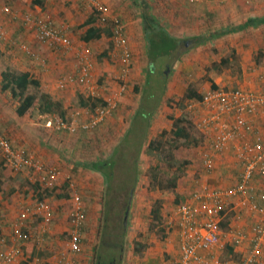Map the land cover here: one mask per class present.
Segmentation results:
<instances>
[{"label": "crops", "instance_id": "obj_1", "mask_svg": "<svg viewBox=\"0 0 264 264\" xmlns=\"http://www.w3.org/2000/svg\"><path fill=\"white\" fill-rule=\"evenodd\" d=\"M100 1L108 7L111 16H116L122 21L126 41L132 54V66L123 80V83L126 85V90L118 98L114 114L98 128L100 130L104 129L105 133L109 134L108 137L110 139L114 137L113 135H115L116 130L123 128L126 131L123 134H119V137H117L120 138L119 142L121 143L122 140L126 138V133L129 131V126H131V124L134 127L133 129H140L141 131L142 128L145 129V122L148 123L147 129L151 126L152 122L157 126L159 122H161L162 125L159 126L160 129L165 128L171 132L173 129V120L181 116L180 108L186 107L187 101L185 100V94L190 86L194 87L196 92L201 95L210 90L212 84L223 89H240L251 92H260L264 90V85H262L264 81V66L260 68L259 71L258 69L256 70L257 66H255V60H258L257 51L260 53L259 60H263L262 64L264 65V0H212L210 3L214 2L215 6L207 7L205 5H200L198 6L200 10L197 12L199 14L194 11L186 12L185 15L188 19H185V24H180V22L176 23V18L174 16H164L165 18L162 19L159 11L153 14L146 0ZM45 8L46 5L43 4L42 0V5L34 6L32 11L34 14L32 15L29 13L27 15L42 18L43 14L41 12H45ZM59 9L62 11L61 8ZM84 10L87 12L89 10L90 14L81 24L76 23V20L78 17H81L80 14ZM51 14H53V12H51ZM74 14L75 23L71 20L72 16L70 12H66L64 15L61 14L59 17L53 14L54 20L55 18L59 20H57L58 22L55 20L56 27H59L60 24L65 25V23H68L67 25L70 26L75 24V34L72 33V39L75 40V43L72 42L69 36L70 32L64 31L72 42L71 49L66 50L61 46L51 48L38 43V46L44 49L43 52L48 58L47 70L44 69L47 74H42L45 75L43 81L51 85L49 88L50 90L45 91L46 94L43 96L45 100L54 104V110L57 109L61 116L64 115L65 110L71 112L69 108L71 104L69 101L73 100L72 98L74 97L75 103H77L80 109H91L92 107L90 106L94 103L92 97H90L88 93L91 88H96L101 85L103 89H97L101 97H109L114 94V92L119 90V81L123 70L119 52L114 50L111 42L110 30L99 25L96 21L93 24L85 26V23L94 16L88 5L83 2L75 1ZM0 15L4 20V24L6 20L10 22L9 27L12 26L8 30V34H10L9 37L23 39L24 35L26 36V34H28V39H33L32 33L23 24L21 18L12 20L1 12ZM19 16L21 15L19 14ZM197 19L200 24H197ZM12 22H16L20 26L11 24ZM0 23L2 24L1 21ZM194 25L198 28L196 34L187 38L185 35H188L193 30ZM9 27L7 26V28ZM88 29H96L100 32V37L98 39L86 41L84 36ZM159 34H165L167 37L173 39L176 42V48L172 52H165L154 58L150 55L147 39ZM34 42L37 43L36 41ZM85 48L90 50V74L92 76V81L94 82V80H97V84L99 85L94 86V84H92V86L88 88V86L67 84L64 88H60L57 78L60 75L71 72V69L75 73L77 72L75 53L77 49ZM49 49L51 51H49ZM96 60L100 61L97 62ZM34 69L37 71V69L39 70L41 68L35 66ZM36 71H33V73L31 70H27L23 73H29L33 79L37 80L36 77L38 74ZM1 73L2 71H0V74ZM75 73H73V75H75ZM37 81L39 82V87H42V82H40V80ZM155 88H158V90H155ZM75 111L80 110L75 108ZM5 113L6 109L0 105V119L2 121H0V127H15L13 120L18 123L16 118L19 116H17L16 113L14 115L8 114L11 116L10 124L8 118L2 117ZM187 113L196 121L202 114V111L197 110ZM49 115L50 114H44L41 116L42 120L38 122L39 126H34L31 129L28 128L29 124L26 128L22 126L20 130L25 129V132L21 133L19 139L17 137H15L16 139L13 138L11 144L16 149H24L28 153L33 154L38 159L42 160L46 166L57 167L62 175V180L60 181L61 186H59V182L57 184L58 188L56 187L47 193L48 190L36 184L27 183L26 185L29 184V186H24L23 188V185L17 182L18 186L14 187L11 185L6 190L0 191V240H4L5 246L3 247L5 248L13 245L21 246L23 250V259L20 264H32L30 259L35 258L37 250L31 245L33 243V237L26 242L18 238L17 223L23 211L26 208L33 210L37 201L44 198L50 205L52 209V222L48 226V231L42 234L44 240L41 241V244H43V249L50 251V253L55 256L57 252L50 249L48 242L50 241L52 245L53 236H55L57 240H61L63 238L62 236L67 235L69 224L67 222L68 218L66 217L69 216L68 209L71 205V199L74 195H77L75 191L70 192L68 195L62 192L61 187H64L66 183L68 184V180L65 183L62 182L64 181L63 179L65 177L74 178L75 175H79L82 178H86L88 186H91L90 180H94L95 182L99 181V175H97L99 172L97 173V171L94 170V164L97 163L98 158L94 157L90 159L88 156H83L84 153L82 152V148L88 149L90 143L89 131L79 129L75 134H69L65 131L57 130L53 125L46 126L48 120L47 116ZM70 115H72V113H70ZM30 117L33 118L34 116L30 115ZM127 117L128 122H124L127 120ZM86 120H88V116L80 119V121ZM252 122L256 131L240 132V134L230 142L226 152L223 154L213 152L212 148L209 146V150L206 153L213 159L214 169L208 172L202 166L203 169L200 173L201 179L195 182L193 180V183L200 184L198 187L200 192L194 188L195 184L193 185V183L190 182L191 191L188 197L185 199L182 196L184 201L196 207L198 210V218L201 217L202 206L207 200L206 194L214 190L227 191L232 189L236 184L231 185L229 180V178L234 179L232 176L234 174H238L239 178L240 174V169L233 157L234 146L253 143L257 140L264 144V114L259 113L255 115ZM37 128L38 132H35L34 130H37ZM0 134L5 136V134L1 132ZM200 134L203 136L202 138L205 140V143L207 141L210 143V138H206L202 133ZM115 139L116 138H113L111 141L114 142ZM79 154H81V156ZM2 162L4 164L3 159ZM12 177V179L15 180V176ZM224 180L228 184L223 182ZM2 181H4V179H2ZM73 181L75 182V179H73ZM22 183L24 184L25 182L23 181ZM71 184L72 183L69 182V186H71ZM253 185L256 190L264 191V176H255ZM184 190L185 189L179 193L183 194ZM206 191L208 192L206 193ZM194 192H198L201 195L205 194L204 198L193 200L192 193ZM71 193L73 196L69 197ZM90 193L91 196H94L92 188H90ZM84 196H81V199H83ZM91 196H86L87 198L84 200L88 201V208L85 205L86 221L81 251L84 246L94 238V233H92L94 232V222L90 217L91 213L88 212L92 206L90 204H92L94 200H92ZM229 200L230 198H228V196L224 198V202L227 206H229ZM237 202L238 198L233 203V212H237V214L242 212L243 215L241 214L242 218L236 217L237 219L232 220L231 223L233 225L234 223H238V227L242 228L240 231L248 234L251 226L256 222L258 217L236 208ZM232 207L233 206H231V209ZM24 219V225L29 231L31 230V225L35 228V221H38V227L41 226L40 217L38 215L32 214L26 216ZM33 230L34 229H32V231ZM180 234L181 230L177 226V223H175L171 236L176 243L180 241ZM245 247V242L235 247L231 243L230 236L227 235L224 246L226 255H228V257H232L237 253H239L238 256L241 255V259L238 263L232 262L229 264L242 263L243 258L246 257L249 251L247 248L245 250ZM219 250L220 249H215L212 253L208 250H199L198 254L209 261H207V264H211V255L218 257L219 253L222 251ZM79 253L75 254V256ZM175 254L179 257L178 250L175 251ZM177 257L172 264L178 260ZM35 260L36 259H33V261ZM49 260H47L46 263H49ZM159 261L158 258L146 256L139 264H159ZM262 261L264 262V259H262ZM74 262L75 264H85L76 259L74 261L73 258L72 263Z\"/></svg>", "mask_w": 264, "mask_h": 264}, {"label": "rangeland", "instance_id": "obj_2", "mask_svg": "<svg viewBox=\"0 0 264 264\" xmlns=\"http://www.w3.org/2000/svg\"><path fill=\"white\" fill-rule=\"evenodd\" d=\"M75 1L76 0H43V4L46 5V11L41 12L43 14L42 16L45 19L51 20L54 25H56L55 20L57 21L58 18H55L54 20L53 14H55L56 17H59L61 14L64 15L66 12H70L72 16L71 20L75 23ZM146 1L153 14H156L155 12L159 11L162 19L165 18L164 16H174L176 18L175 22H180V24H185V19H188L185 15L186 12L194 11L197 13L200 10V7H198L200 5H205L207 7L215 6L214 2L190 4L185 0ZM2 6H10L15 12H17V14L25 16L29 13L32 15L34 14L32 11L35 5L32 4V0H0V7ZM59 8H61L62 11ZM51 12H53V14H51ZM89 14V10L88 12L86 10L82 11L80 14L81 17H78L76 23L81 24V22L84 21ZM0 21L2 22L1 25L3 29L5 27V37L0 39V71L3 72L5 70H9L13 73L20 74L27 70H31V72L36 71L34 69L35 66L37 68H41L39 70L37 69L36 72L38 76L36 75V78L42 82V87H30L28 91L29 93L37 96L38 101L36 100V103L39 104L41 103L40 96L45 95V91L50 90L49 88L51 86L46 81H43L45 75L47 74L44 69L47 70L48 67V58L43 52L44 49L38 46L39 44L35 43L34 39L31 38L29 40L28 34H26V36L24 35L23 39H14L9 37L10 34H8V30L12 27H9L10 22L5 20L4 24V20L1 15ZM11 24H17V26H20L16 22H12ZM67 24L68 23H65V25L60 24L57 28L63 32L69 31L71 33H69V36L72 39V35L75 34L76 26L75 24H72L71 26ZM197 24H200L198 19ZM7 26L9 28H7ZM197 30L198 28L194 25L193 30L185 36L190 38L192 35L196 34ZM72 42L75 43V40L72 39ZM49 51L51 50L49 49ZM257 58L258 60H255V66H257L256 70L258 69L259 71L260 68L264 66L262 64L263 60H259V51H257ZM99 61L100 60L97 62ZM70 71L71 72L65 73L64 75H60L57 78V81L75 73L72 69ZM92 84H94V86L99 85L97 84V80H94V82L89 84L88 88L92 86ZM262 85H264V81ZM155 90H158V88H155ZM72 99L73 100L69 101L71 104L69 106L71 112H67L66 110L64 111L65 113L63 116L67 118L70 117V113L73 114L75 112V108L81 111L85 110L80 109L77 106V103H75V97ZM17 104V100L13 99L9 92L3 93L0 90V105L6 109V113L2 115V117L8 118L10 120V124L11 116L8 114H15L14 109ZM180 110L181 115L186 114L188 116L189 125L185 124L189 134L188 140L174 138L169 130L165 128L160 129L159 126L162 125L161 122H159L158 126L152 122L151 126L148 129L146 128V131L144 128H142L141 131L140 129L135 130L131 124V126H129V131L126 133V138L123 139L121 143L119 142L120 138L117 137H119V134H123L126 130L123 128L116 130L115 135L112 134L114 136L112 139L116 138L113 142L111 141L112 139L108 137L109 134L105 133L104 129H98L100 125L104 124L106 121L89 131L90 143L87 150L82 148V152L84 153L83 156H88L90 159L94 157L98 158L97 163L101 164L110 162L111 168L106 167L104 171H106L105 173L107 174L110 172L112 177L110 182L107 184L104 177H102L99 173L97 174L99 175V181L95 182L94 180H90L91 186H88L85 177L82 178L79 175H75L74 178L65 177L63 179L64 181H62L66 183L68 180V184L66 183L67 186L65 185L64 187H61L62 192L65 195H68L70 192L75 191L85 209L86 206L88 208V201L84 200L87 198L86 196H91L90 188H92V192L94 193V196H91L92 200H94L93 203L90 204L92 205L90 211H88L91 213L90 217L94 222V229L92 228L94 230V232H92L94 233V238L88 242L86 246H84L81 253L76 256H72L74 261L76 259L79 260V262L89 264L93 247L99 243V239L102 234L107 242V246L106 244L103 246V253L106 254L104 261L108 264L111 256L116 251L114 244L119 242L122 228H125V251L122 264H139L146 258V256L158 258L160 260L159 264H172L175 261L177 257L175 251L178 250L179 252V244L176 243L171 236L172 229L176 222L174 219V209L177 204L185 202L184 198L186 199L188 197V194L191 191L190 182L193 183V180L195 182L201 179L200 173L203 169V158L205 154H207L206 152L209 150L210 146V143L208 141L205 143V140L202 138L203 136L195 130V120L187 113L186 107H182ZM44 114L49 113H42L39 109L38 111L36 110L33 118L30 117V114L20 118L17 117L16 120H18V123L13 120L15 127H0V132L5 134L10 142L13 138L16 139L15 137L19 139V136L21 137V133L25 132V129L20 130L21 127L23 126L26 128L28 124L29 129L34 126H39L38 122L42 120L41 116ZM52 114L60 115L57 109L54 110V113ZM84 117H87L86 114H81V119ZM124 122H128V117ZM34 131L38 132V128ZM151 142H154L151 147L157 146L158 142L160 143V146L155 152L150 151L148 148ZM79 155L81 156V154ZM4 167L5 166L0 156V177L3 176L4 179V190L9 188L11 185L14 187L18 186L17 182H20L23 185V188L24 186H29V184L26 185L27 183L33 184V182L29 179L30 176L26 170L22 172L12 170L11 177L6 178V170ZM12 176H15V180L12 179ZM232 176L234 179L229 178V180L230 184L234 185L238 181V174H234ZM72 178L75 179V182ZM175 179L176 187L171 188L169 184L171 181H175ZM61 180L62 175L59 182ZM23 181L25 182L24 184L22 183ZM69 182L72 183L71 186H69ZM223 182L227 183L225 180ZM194 184L195 183H193V185ZM107 185H110L108 190L110 202L109 205H107V214L104 221L102 216V199L106 193V187H108ZM199 185L200 184H195L194 188L199 190ZM59 186H61V182L59 183ZM183 189H185L184 193H179ZM49 191L50 190H48L47 193ZM207 192L208 191H206V193ZM81 196H84L83 199H81ZM182 196L184 198H182ZM228 198H230L228 210L225 217L222 219V222L226 223L224 224V227H220L221 234H223L221 236L222 244H225L227 234L229 232H235L237 229L240 231L242 229L241 227H238V223H234V225L231 223L232 220L237 219L236 217L242 218V212L238 214L237 212H233V203L237 200L238 196H228ZM231 206H233L232 209ZM127 208V223L124 224V216ZM154 209L158 212L156 215H152L151 213ZM69 211L70 208L68 209V214ZM66 218H68V216ZM225 220H228V223ZM102 221H104V223H101ZM35 223V228L31 225L30 230L31 235H33V243L31 245L37 250L35 258L30 259L31 263L34 264L32 262L33 259H37L41 262V264H45L47 260L51 259L48 264H56L61 257L68 255L65 244L67 235L62 236L63 238L61 240H57V238L53 236L52 245L50 241L48 242L50 249L57 252L54 256L50 253V251L42 248V233L40 231V227H38V221H35ZM32 229L34 230L32 231ZM135 243H138L141 246L140 253L138 254L134 252ZM245 246V250L246 248L249 250L248 242H245ZM219 251H221V254L219 253L218 259L223 262L238 263L241 259V255L238 256L239 253L232 257H228L224 246ZM73 264H75V262Z\"/></svg>", "mask_w": 264, "mask_h": 264}, {"label": "built area", "instance_id": "obj_3", "mask_svg": "<svg viewBox=\"0 0 264 264\" xmlns=\"http://www.w3.org/2000/svg\"><path fill=\"white\" fill-rule=\"evenodd\" d=\"M88 5L96 23L110 30L111 42L115 51L119 52L123 64L122 75L119 81V90L111 96L101 97L97 89L102 86L89 89V96L95 102L90 109L75 111L69 118L60 115L47 116L46 126H54L57 130L75 134L79 129L90 131L105 122L117 107V100L126 90L123 83L129 69L132 66V54L124 34L122 21L111 16L109 9L100 0H76ZM190 4L210 3L212 0H185ZM0 12L12 20L21 18L23 24L32 33L33 39L44 46H61L63 49L72 48V43L66 34L57 28L54 23L45 18L30 15L19 16L10 6L0 7ZM5 31L0 23V38H4ZM77 72L59 80L58 85L64 88L67 84L89 86L92 81L90 74L91 59L90 50L77 49L75 53ZM201 110L202 114L194 122L197 132L210 138V147L217 154L226 152L230 142L240 132L256 131L253 125L255 115L264 114V90L251 92L240 89H210L206 91L200 100H193L186 104L187 112ZM81 114H86L88 120L80 121ZM0 155L4 166L10 169L29 173V179L45 190H53L61 178V172L57 167L46 166L42 160L28 153L24 149H16L11 142L0 134ZM233 157L240 169L238 181L232 189L214 190L209 194L201 195L192 193L193 200L206 196L207 200L202 206L201 217L198 218V210L189 202L177 204L174 212L175 223L181 230L179 241V257L174 264H207L209 261L198 254L199 250L221 249L222 244L220 222L228 210L224 202L226 196H238L236 208L244 210L258 218L251 226L248 234L242 231L229 232L231 243L237 247L243 242H248L249 251L241 264H264V191L256 190L253 185L255 176H264V144L257 140L253 143L238 144L233 148ZM203 168L210 172L214 169V161L207 154L203 158ZM224 213V214H223ZM40 217L42 234L48 231L52 222V209L45 198L37 201L34 209L26 208L17 223V235L23 242L32 238L30 231L24 225V218L29 215ZM86 212L83 203L77 195L71 199L68 216L69 229L65 241L67 256L61 257L56 264H73L75 254L81 252L84 240V225ZM24 229H26L24 231ZM5 246L0 240V264H20L23 259L21 246ZM208 261V262H207ZM34 264H41L37 259ZM211 264H229L222 262L218 257L211 255Z\"/></svg>", "mask_w": 264, "mask_h": 264}, {"label": "trees", "instance_id": "obj_4", "mask_svg": "<svg viewBox=\"0 0 264 264\" xmlns=\"http://www.w3.org/2000/svg\"><path fill=\"white\" fill-rule=\"evenodd\" d=\"M33 5H42V0H33L32 1ZM96 19L95 17L90 18L89 21L85 23V26H88L90 24L95 23ZM100 37V32L97 31L96 29H88L84 39L86 41H90L92 39H98ZM202 41V40H201ZM148 42V49L150 51L151 57H157L158 55H161L162 53L165 52H172L176 48V42L167 37L165 34H159V35H154L153 37L147 39ZM1 85H0V90L4 92H9L11 97L15 100H17L18 104L15 109V113L17 116L22 117L24 115L30 114L33 115L36 113V110L40 111L42 113H49L52 114L54 113V104L52 102H49L48 100H45L44 96H40L41 103H36V100L38 101V98L35 94L29 93L30 87L34 88H39V82L35 79H33L29 73H13L12 71L5 70L1 74ZM211 89H218V87L214 84L211 85ZM203 95V94H202ZM202 95L200 93H197L194 87L190 86L187 89V92L185 94V100L187 101L186 104L190 101L193 100H200L202 98ZM90 101V100H89ZM88 101V102H89ZM95 105V102L92 104L93 107ZM185 124L189 125L188 121V116L186 114H182L179 118H176L173 120V129L171 130L172 136L174 138H181L184 140H188L189 134L187 131V127ZM145 131L146 128L148 127V123H144ZM162 138V137H161ZM154 142H151L149 144V150L150 151H156L158 147L160 146V143L158 142V145L155 147H151V145ZM106 167L111 168V163L110 162H105L103 164L101 163H96L94 164V170L99 172L102 177H104L106 183L108 184L111 180L112 174L109 172V174L105 173L104 171ZM5 177H11V172L12 169L9 167L5 166ZM178 169V168H177ZM3 176L0 177V191L4 190V181H2ZM171 188L176 187V179L175 181H171L169 184ZM106 187V193L103 196L102 199V209H103V220L105 221L106 219V214H107V205H109L110 199H109V193L108 190L110 188V185H107ZM73 194L71 193L69 197H72ZM152 215H156L158 212L157 210H152L151 211ZM224 214V213H223ZM102 221L101 223H104ZM227 221V220H225ZM226 222H220V227H224ZM228 223V222H227ZM103 228V227H102ZM26 229H24L25 231ZM120 233V239L117 244H114L115 247V252L111 256V259L108 264H122L123 258H124V251H125V228L121 229ZM31 233V232H30ZM42 240H44V237H42ZM41 240V241H42ZM107 242L104 239V236L101 234L99 243L93 247L92 254L90 257V262L89 264H107L105 263L106 261V254L103 253V246ZM141 246L138 243L134 244V252L136 254L140 253ZM106 253V252H105ZM116 254V255H115ZM48 264V263H45Z\"/></svg>", "mask_w": 264, "mask_h": 264}, {"label": "water", "instance_id": "obj_5", "mask_svg": "<svg viewBox=\"0 0 264 264\" xmlns=\"http://www.w3.org/2000/svg\"><path fill=\"white\" fill-rule=\"evenodd\" d=\"M127 215H128V208H127V210H126V212H125V216H124V224L127 223Z\"/></svg>", "mask_w": 264, "mask_h": 264}]
</instances>
